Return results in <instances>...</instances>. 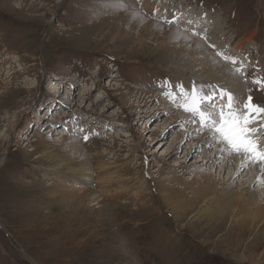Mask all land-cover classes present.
Segmentation results:
<instances>
[{
  "label": "rangeland",
  "instance_id": "rangeland-1",
  "mask_svg": "<svg viewBox=\"0 0 264 264\" xmlns=\"http://www.w3.org/2000/svg\"><path fill=\"white\" fill-rule=\"evenodd\" d=\"M141 1L0 0V264H264V229L237 226L229 215L197 217L199 201L179 220L161 196H184V182L210 175L217 198L254 192L253 210L264 207V173L257 183L252 176L259 162L234 175L238 153L185 127L175 89L187 79L189 90L215 93L211 106L222 88L234 94L205 79L209 62L241 78L264 106V87L253 83L264 80V0H147L155 14ZM186 20L201 29L216 21L231 47L249 42L237 60L225 59ZM48 148L120 171L104 192L93 184L68 201L49 197L63 189L44 175L53 164L42 154ZM140 176L141 193L131 186Z\"/></svg>",
  "mask_w": 264,
  "mask_h": 264
},
{
  "label": "bare ground",
  "instance_id": "bare-ground-1",
  "mask_svg": "<svg viewBox=\"0 0 264 264\" xmlns=\"http://www.w3.org/2000/svg\"><path fill=\"white\" fill-rule=\"evenodd\" d=\"M143 1L140 2L141 4L139 5V7L145 12L155 14V11L158 10V9L156 10L155 4L153 6L151 5L150 9H147V6L150 5V3L152 2L147 1V0H143ZM180 4L177 5V7H179L180 9H186L185 7L180 6ZM177 7H173V8H177ZM170 14L167 17L165 16L166 19H168L169 21L173 19L170 16ZM158 15L162 16L163 14H158ZM198 16L200 17L201 15H198ZM145 22L147 23V24L145 23L147 25V29H149L150 26H153L152 24L153 22L151 21H145ZM214 22L215 23L208 22L207 25H205V27H203L202 29L200 28V25H199L200 23L198 22L196 23L193 21L191 22L187 21V22H184V24H187L188 28L191 29L192 31L198 32L210 45H212L216 49V51H218V53H220L222 57L224 58L228 57L230 59L234 58L235 60H237L240 57L241 53L243 52V48H244L243 46L249 42V38L240 39L231 47V42L224 40V33H222V29H223L222 26L219 28L217 26V22L216 21ZM137 26H133V28ZM169 31H171L170 33H172V30H169ZM139 36L143 37L144 34L141 33ZM167 40H168V37H167ZM160 41L162 44H165L166 43L165 37L162 36V40ZM192 49L194 50V47H192ZM193 50L191 52H193ZM206 65H207L206 67L202 66L201 68L203 75L206 76L205 79H213L222 84L231 85L232 86L231 90H234L233 95H234L235 100L237 102L246 101L248 95L246 94V90L243 87V82L241 78L239 79L238 77H235L234 75L233 76L229 75L225 66H222V70H223L222 72L221 69H218V68L213 69L212 64H210L209 62H207ZM233 66L234 68L237 69V68H240L241 65H240V62L236 61L233 64ZM249 70L250 69H248V71ZM218 75H222V76L219 77ZM215 84L217 85V82ZM189 88L190 86L187 83V79L183 80L181 84L175 87L176 91L180 94V98L182 99L181 101H183V103H184V98L182 95V91H187L189 90ZM208 95H211V94H208ZM99 100H100V95H97L94 102L98 103ZM211 101L205 102L204 107L206 109H211L213 107L211 106ZM219 101L220 99H218V102ZM240 105H242V103ZM179 107L183 110V108L180 105ZM167 110L169 109L167 108ZM183 114H184L183 118L187 119V120L185 119V122L188 121L185 127L188 126L187 128L188 129L191 128V130L200 129L201 126L197 125L198 123L193 125L192 127L188 125V124H193L192 122H189L193 119L192 114L186 111H184ZM253 126H257V125H253ZM203 130L206 134H210L212 136V133H210L206 127H204ZM61 134L65 136L64 132H62ZM3 135L4 133L1 131L0 138L3 137ZM216 141L218 144H220L218 140ZM218 147L219 149L220 148L222 149L221 144L218 145ZM42 152H43L42 154L49 156V158H51L52 160L51 162H53V164L49 168L48 167L45 168L47 170L44 171L45 173L44 175H52V178L56 179V181L58 182V185L63 189V191L59 192L58 189L54 187L50 189L49 192L47 193L49 197L56 196V197L61 198L62 201H68L71 197H73V195H75L74 193L77 192L75 190H80L79 192H82L80 194H86L83 192L86 190L85 188L88 185L95 184V186L99 187L100 189L99 192H104L108 190L107 187L110 184V181H112L114 173H116L117 170H119L117 169L118 166H113L108 162H104L103 159L97 160V162L95 161L93 164L89 163L88 159L86 160L85 159L83 160L80 158L71 159L70 156H68L66 153L60 152V149L58 148H52V149L48 148L46 150H43ZM215 152H218V151H215ZM221 153L219 152V154ZM6 155H7V150H4L0 154V170H2V168L4 167ZM232 156L227 155V154L225 155L227 159L231 158L232 160H234L236 156H233V157ZM240 156L238 153L239 158H237L234 164V167L236 166L235 173H234V169H232V173L234 175L240 174V172H242L245 169L250 168L252 170L255 168L253 167V162H250L243 155L241 157ZM206 157H204V159H206ZM112 168H115V170H112ZM261 169H262V172L260 174H258L257 172L256 174L255 173L252 174L253 178L255 179L254 180L255 183H257L261 179V175L264 173V167L261 166ZM193 170H196V169H193ZM155 171L157 172V170ZM120 176L121 175H116L115 178L120 177ZM155 176L158 177L157 175ZM145 179L146 178H144V176H140L138 177V179H136L135 183L131 184V186L139 189L137 192L141 193L145 189V186L147 184V181ZM191 180H192L191 182L187 181L183 183L184 184L183 187L185 191H187L185 192L184 196H178L180 194L177 195L176 192L175 193L166 192L163 195L161 194L162 199L165 202H167V204L171 205L170 206L172 207L170 208L171 213H174L175 216H178V213L185 214L191 211L193 209L192 204L196 201H199L201 202V204L196 214L197 217H207V216H213L216 214L217 217H219L217 222H222L225 219V216L229 215L231 218L230 220L233 222V224L237 226H241L244 228L246 227V225H249V229L251 230V227L253 225H256L259 228L258 230L264 229V207L259 206L256 208V210H253L252 203H253V200L256 198V194L254 192L245 196V195H242L241 193H237V192H233V190H229L228 192L223 193L219 198H217L216 183L213 181L210 175L205 176L203 180H200L197 182H195L193 179ZM171 190H174V189H171ZM181 215L178 216L177 219L180 220L182 217Z\"/></svg>",
  "mask_w": 264,
  "mask_h": 264
},
{
  "label": "snow or ice",
  "instance_id": "snow-or-ice-1",
  "mask_svg": "<svg viewBox=\"0 0 264 264\" xmlns=\"http://www.w3.org/2000/svg\"><path fill=\"white\" fill-rule=\"evenodd\" d=\"M109 3L112 7H119L121 0H109ZM236 71L242 72L243 69L237 68ZM253 83L264 87V80L254 79ZM182 95L184 103L181 107L192 114L191 122L198 123L200 130L206 127L222 145V150L240 153L250 162H259L264 167V145L260 144L264 138V106L253 103L251 95L247 96L246 101L237 102L232 92L221 89L219 105L206 109L205 102L211 101L215 93L202 95L195 85L190 90L182 91ZM83 138L88 140L87 135Z\"/></svg>",
  "mask_w": 264,
  "mask_h": 264
},
{
  "label": "water",
  "instance_id": "water-1",
  "mask_svg": "<svg viewBox=\"0 0 264 264\" xmlns=\"http://www.w3.org/2000/svg\"><path fill=\"white\" fill-rule=\"evenodd\" d=\"M49 34H50V26H48V31H47L46 35L44 36V38H43V42L48 38Z\"/></svg>",
  "mask_w": 264,
  "mask_h": 264
}]
</instances>
